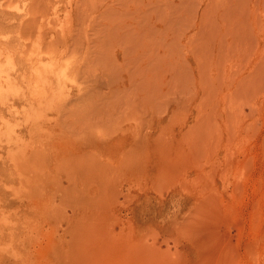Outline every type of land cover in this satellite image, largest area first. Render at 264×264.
Returning <instances> with one entry per match:
<instances>
[{
  "label": "rangeland",
  "instance_id": "1",
  "mask_svg": "<svg viewBox=\"0 0 264 264\" xmlns=\"http://www.w3.org/2000/svg\"><path fill=\"white\" fill-rule=\"evenodd\" d=\"M0 264H264V0H0Z\"/></svg>",
  "mask_w": 264,
  "mask_h": 264
},
{
  "label": "bare ground",
  "instance_id": "2",
  "mask_svg": "<svg viewBox=\"0 0 264 264\" xmlns=\"http://www.w3.org/2000/svg\"><path fill=\"white\" fill-rule=\"evenodd\" d=\"M33 252L31 251V254H32ZM34 255V254H33ZM33 258V257H32Z\"/></svg>",
  "mask_w": 264,
  "mask_h": 264
}]
</instances>
